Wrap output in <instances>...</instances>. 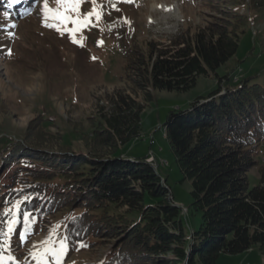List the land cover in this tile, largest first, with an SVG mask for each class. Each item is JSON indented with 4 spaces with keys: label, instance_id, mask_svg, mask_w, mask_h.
<instances>
[{
    "label": "trees",
    "instance_id": "obj_1",
    "mask_svg": "<svg viewBox=\"0 0 264 264\" xmlns=\"http://www.w3.org/2000/svg\"><path fill=\"white\" fill-rule=\"evenodd\" d=\"M210 1L218 9L211 19L178 29L166 42L130 46L121 86L98 97L93 126L80 137L83 150L64 148V135L52 132L53 120L45 123L42 114L22 138L1 147L0 213L22 201L11 242L56 218L68 246L103 250L97 264H218L220 254L254 246L264 258V166L257 184L248 181L264 140V77L234 82L231 72L216 73L235 55L249 22L236 7L264 9V0ZM210 74L217 87L172 109L163 123L182 179L191 183V208L201 216L187 230L166 177L147 155L115 152L140 136L154 90L184 91ZM25 211L34 218L27 227Z\"/></svg>",
    "mask_w": 264,
    "mask_h": 264
},
{
    "label": "rangeland",
    "instance_id": "obj_2",
    "mask_svg": "<svg viewBox=\"0 0 264 264\" xmlns=\"http://www.w3.org/2000/svg\"><path fill=\"white\" fill-rule=\"evenodd\" d=\"M48 2L50 7L56 6L55 0ZM96 3L102 5L97 7L102 12L101 19L95 26L77 33L80 44H74L67 34L61 36L43 26V0H23L18 5L0 0V149L22 138L29 121L42 114L45 123L53 120L52 132L64 135L61 142L66 144L64 148L83 150L80 137L93 126L89 117L97 115L98 97L121 86L124 55L130 46L150 39L166 42L178 29L200 25L204 19L218 15L210 0H96ZM92 7L91 0H87L80 12L86 14ZM236 8L248 15L249 22L239 37L235 55L218 67L216 73L222 76L240 67L238 75L256 76L255 79L261 80L264 77V9H249L245 4ZM5 12L9 13L7 19ZM11 24L16 26L10 28ZM217 80L214 74L201 75L194 86L184 91L154 90L153 100L141 113L140 136L120 145L115 152L117 156L147 155L146 160L166 177L172 199L181 207L187 230L197 228L201 216L191 208V183L182 179L164 136L163 123L172 109L186 108L195 98L216 88ZM256 158L258 164L248 171L250 186L261 178L259 167L264 166V140L258 146ZM57 225L54 218L35 226L33 231L24 234L26 242L21 239L11 242V252L4 254L5 259L12 255L19 260L17 264H26V258L28 264H35L29 257V249L46 239ZM101 253L102 249L69 246L63 264H97ZM244 253L251 261L241 260L237 264H264L256 246ZM221 255L238 257L240 253ZM217 263L227 264L219 257Z\"/></svg>",
    "mask_w": 264,
    "mask_h": 264
},
{
    "label": "snow or ice",
    "instance_id": "obj_3",
    "mask_svg": "<svg viewBox=\"0 0 264 264\" xmlns=\"http://www.w3.org/2000/svg\"><path fill=\"white\" fill-rule=\"evenodd\" d=\"M87 0H55V7H50L48 0H43L41 11L43 14V26L54 29L61 36L67 34L69 39L74 44H80V41L76 39L77 33L81 32L84 28L95 26V22H98L102 17V12L97 11L96 0H91L93 5L91 11L86 14L80 12V8ZM20 0H9V4H18ZM114 7V6H113ZM118 10V9H116ZM5 19L8 18L9 13H4ZM93 17L95 21H93ZM125 23H129L127 20ZM71 25V27H69ZM16 25H9L10 28H14ZM111 29V26H109ZM11 35V33H9ZM80 46H83L82 44ZM28 200V197L24 198ZM22 201L17 200L11 208L5 209L0 216L6 217L3 221L5 228L0 231V264H8V261H12V264H17L16 258L12 255H8L5 259V253L11 252V236L14 233L15 226L18 223V214L21 211ZM75 220V217L71 218ZM34 218L30 212L25 211L23 213L24 225L27 227L32 223ZM64 227L58 225L53 229L49 236L39 243H34L32 248L29 249V257L35 264H63L64 257L69 250L68 236L59 233L58 229ZM20 239L22 242H26V237L21 234ZM79 247H87L84 244H80ZM79 250V249H77ZM26 264H28V258H26Z\"/></svg>",
    "mask_w": 264,
    "mask_h": 264
},
{
    "label": "crops",
    "instance_id": "obj_4",
    "mask_svg": "<svg viewBox=\"0 0 264 264\" xmlns=\"http://www.w3.org/2000/svg\"><path fill=\"white\" fill-rule=\"evenodd\" d=\"M250 250V249H249ZM248 251V250H247ZM245 251V252H247ZM223 254V253H222ZM242 254V255H241ZM227 254H224L226 256ZM222 255L220 254L219 258H223L224 261H226L227 264H237L238 261H251L248 255L246 253L242 252L238 257H221ZM238 258V259H236ZM250 263V262H249Z\"/></svg>",
    "mask_w": 264,
    "mask_h": 264
}]
</instances>
